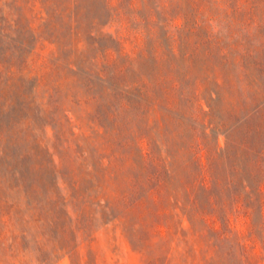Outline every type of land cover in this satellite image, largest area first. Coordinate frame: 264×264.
I'll return each instance as SVG.
<instances>
[{"label": "trees", "instance_id": "16d2710c", "mask_svg": "<svg viewBox=\"0 0 264 264\" xmlns=\"http://www.w3.org/2000/svg\"><path fill=\"white\" fill-rule=\"evenodd\" d=\"M102 1L107 17L89 27L83 0L0 5V116L10 112L0 124V263L94 264L95 233L112 224L144 255L160 242L149 264H264V0ZM133 31L137 55L126 46ZM38 42L49 49L34 58ZM73 54L84 56V90L67 95L86 106L95 135L62 102ZM136 56L160 71L131 79ZM98 80L113 87L111 128L93 108ZM130 86L152 114L147 134L127 131ZM55 116L65 126L49 133Z\"/></svg>", "mask_w": 264, "mask_h": 264}, {"label": "rangeland", "instance_id": "374dc122", "mask_svg": "<svg viewBox=\"0 0 264 264\" xmlns=\"http://www.w3.org/2000/svg\"><path fill=\"white\" fill-rule=\"evenodd\" d=\"M5 3V0H0V5ZM83 3L85 4V11L83 13V26L89 27L91 24V21L95 16L106 18L107 12L105 8L103 7V1L102 0H83ZM117 25L112 26H106V30L115 32ZM124 31V30H123ZM122 31V33H123ZM124 34V33H123ZM128 34V33H127ZM140 34L137 31H133L130 35V39L126 41L127 49L134 50L132 53L133 55H137V52L139 51V48L137 47V44L141 43V38L139 37ZM63 40H67L69 38V34L67 33L62 36ZM103 40H105L108 43H113L111 39L108 36H103ZM26 43L28 45L29 49L30 47L35 45V40L32 37L26 38ZM37 49H35L34 58L39 57L42 51L47 52L49 48H46L44 44H41V42L36 43ZM42 49V50H41ZM23 52V51H22ZM90 55L93 54V51L89 53ZM69 50H66L64 52V56H68ZM83 57L81 54H73L72 58L75 59L78 66L76 69L69 70L67 68H64L63 74L65 75L63 90H62V102L66 108H70L71 112L70 115L76 114L77 116H83L81 118L83 124L86 128H88V133H95L92 132L91 123H90V117L86 114V106L83 103L75 101L67 93L74 91L77 92L78 95H82L83 93V80L86 76V64L83 62ZM196 71L198 74H203L204 70L201 63H198L196 65ZM160 71V64L155 61V59L152 56H144L140 58L134 59V71L130 74V78H134L135 73L139 72L141 74H146L148 76L154 77L157 72ZM32 84V79L26 80V92L29 91V87ZM136 86V85H135ZM135 86H130L127 91L123 92L125 93L134 103V107L127 112V131L130 133V135H139V134H147L151 131V126L149 124L148 117L152 116V114H149L146 111V100L145 98H142L140 95V92ZM156 97L158 98L159 102L157 104V110L161 114L164 115L166 123H168V130L174 127L172 124L171 119V112L167 109H165V101L162 97L161 90H160V84H157L154 88ZM97 93H98V103L94 104L93 108L94 110L100 111L101 114V120L104 125L108 126L109 128L112 127L113 121L111 119V116H109V110L111 109V106L113 104H116V100L114 97L113 87L110 85V83L103 82L101 80L97 81ZM212 104L215 108V112L218 114L219 110L223 106V102L221 100H215L212 101ZM204 108H209L207 103L204 102ZM191 107L189 103L183 102L181 106V114H183L185 118L186 124L191 123ZM10 112L3 113L0 118V124L5 127L8 116ZM51 122L53 123V126H49V133H53L54 128L59 130L62 129L65 126L64 121L61 117L55 116L54 118H50ZM92 134V135H93ZM95 135V134H94ZM223 143V141H222ZM89 145L91 148L94 147L93 142H89ZM46 177L49 176V171L44 172ZM160 222V218L158 219ZM237 227H242L241 223H238ZM157 235V238L160 237V223H158L156 230L154 232ZM157 241V240H155ZM85 246V245H84ZM92 247V254H91V260H93L94 264H149L148 259H146V256L153 255L156 252L160 253V242H154L151 244V246L147 247V253L144 255L142 252L134 248L129 238L122 232L120 228H115L114 225L109 224L107 226L101 227L97 232L95 233V239L91 244ZM89 247H84L83 251L85 253L88 252ZM88 258V257H86ZM1 264V263H0ZM34 264H39L35 262ZM49 264H71V260L68 256H64L60 258L59 260L49 263Z\"/></svg>", "mask_w": 264, "mask_h": 264}]
</instances>
